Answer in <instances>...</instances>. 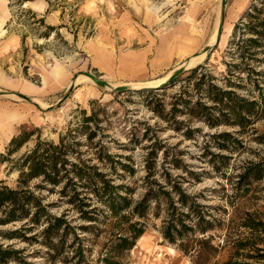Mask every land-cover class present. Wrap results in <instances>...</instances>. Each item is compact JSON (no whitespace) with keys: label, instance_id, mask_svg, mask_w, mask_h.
I'll use <instances>...</instances> for the list:
<instances>
[{"label":"rangeland","instance_id":"rangeland-1","mask_svg":"<svg viewBox=\"0 0 264 264\" xmlns=\"http://www.w3.org/2000/svg\"><path fill=\"white\" fill-rule=\"evenodd\" d=\"M221 10L222 0H0V182L17 187L19 171L12 163L34 146L37 136L54 144L64 136L68 144L67 135L80 128L75 135L78 153L68 156L69 161L76 163L77 157L105 173L111 184L131 188V203L153 187L149 182L164 184L167 178L178 180L201 202L221 205L226 211H212L216 217L239 215L240 210L223 206L229 200L264 202V177L248 189L237 182L249 165L264 169V37L251 29L264 20V0H225L216 43ZM87 73L109 88L89 82ZM200 80L258 101L252 112L256 115L242 125L210 126L201 106L214 103L204 86H196ZM133 84L159 90H112ZM24 130L33 136L6 157L10 140ZM37 183L33 179L28 186L34 189ZM61 187L35 194L53 205L52 214L68 212L83 239V260L72 259L71 233L57 251L0 236L3 248L20 251L8 264H104L108 223H97L93 233L82 232L78 226L89 223L60 197ZM153 205L142 239L114 260L192 264L162 238L163 210L155 217ZM25 221L0 230L13 231Z\"/></svg>","mask_w":264,"mask_h":264},{"label":"trees","instance_id":"trees-1","mask_svg":"<svg viewBox=\"0 0 264 264\" xmlns=\"http://www.w3.org/2000/svg\"><path fill=\"white\" fill-rule=\"evenodd\" d=\"M258 27L264 28V20L251 28L253 35L264 37V30H258ZM248 41L256 43L254 38ZM196 86H204L206 97H211L214 103V106L201 104L202 109L208 112L204 120L210 126L223 122L242 125L244 121H250L248 117L256 115V112H252L258 101H247L232 91L202 80ZM215 111L219 113L217 117ZM86 121H91V118ZM79 129L72 130L75 134L67 135L71 136L68 144L64 136L59 138L57 144L37 136L34 146L15 164L12 163L18 168L19 177L16 188H9L0 182V226L26 221L13 231L0 230L1 237L33 241L57 251L71 233L74 236L72 259L77 258L81 262L85 249L83 239L75 233L77 226L71 224L68 212L59 216L52 214L50 208L53 205L44 204L43 198L35 194V191H52L62 185L60 197L67 198V204L71 206V211L78 213V219L89 223L78 226L82 232L93 233L97 223H108L109 239L102 257L104 264H118L115 257L135 246L147 228L152 204L153 216L158 217L163 210L159 228L162 238L188 256L192 264H264V202L241 204L237 200H229L223 206L240 210L239 215L216 217L212 211H226L221 205L203 203L198 195L188 194L178 180L167 178L164 184L149 182L153 187L148 186L140 199L131 203L127 197L131 188L111 184L105 173L76 156V163L69 161L68 156L78 153L75 150V135L80 132ZM31 136L32 131L24 130L13 137L8 144L6 157L14 154ZM92 136L88 134V137ZM1 156L4 157L3 154ZM1 161L6 162L8 158ZM166 176L170 177L168 174ZM262 177L264 169L261 166L249 165L238 175L237 182L248 189L251 182ZM33 179H38L39 183L31 189L28 183ZM39 226L41 229L38 232L30 237L25 236ZM214 231L219 232L215 234ZM19 253L11 246L3 248L0 244V264L18 259Z\"/></svg>","mask_w":264,"mask_h":264},{"label":"water","instance_id":"water-1","mask_svg":"<svg viewBox=\"0 0 264 264\" xmlns=\"http://www.w3.org/2000/svg\"><path fill=\"white\" fill-rule=\"evenodd\" d=\"M224 6H225V0H222V10H221V13H220V22H219L218 29H217V40H216V43L218 42V39H219L220 34H221L222 27H223V21H224ZM181 70L182 69L178 70L172 77H174L177 74H179L181 72ZM85 76H87L88 78H90L98 86H100L102 88H109V85L108 84L100 81L99 78L95 77L94 75H92L90 73H87V74H85ZM150 89L159 90V87L158 86H154V87H151V86H143L141 88H133V87L127 86V87H116V88H113L112 90L113 91L123 92V91L150 90ZM70 90H71V88H69L67 94H65V96L59 101V103H61L64 99H66V97L69 94Z\"/></svg>","mask_w":264,"mask_h":264},{"label":"bare ground","instance_id":"bare-ground-1","mask_svg":"<svg viewBox=\"0 0 264 264\" xmlns=\"http://www.w3.org/2000/svg\"><path fill=\"white\" fill-rule=\"evenodd\" d=\"M220 22V21H219ZM218 25H219V23H218ZM218 28V27H217ZM215 41V34L212 36V39H211V41H210V43L209 44H213V42ZM202 56H203V54H202ZM200 57H196V58H191V59H189V62H188V64L187 65H193L196 61H197V59H199ZM202 58V57H201ZM189 67V66H188ZM56 69V68H55ZM56 72V71H55ZM87 78V77H86ZM79 79H83L81 76L77 79L78 81H79ZM87 80L90 82L91 81V79L90 78H87ZM93 82V81H92ZM143 85L144 84H133V85H131L133 88H141V87H143ZM153 85V84H152ZM147 86V85H146ZM140 239H142V237L140 238ZM171 250V249H170ZM172 251V250H171Z\"/></svg>","mask_w":264,"mask_h":264}]
</instances>
